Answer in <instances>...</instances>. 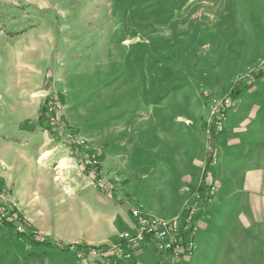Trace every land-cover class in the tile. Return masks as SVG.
<instances>
[{
  "label": "rangeland",
  "instance_id": "374dc122",
  "mask_svg": "<svg viewBox=\"0 0 264 264\" xmlns=\"http://www.w3.org/2000/svg\"><path fill=\"white\" fill-rule=\"evenodd\" d=\"M21 2L31 7L20 8L27 11L22 15L11 13L9 0L0 3L2 20L19 16L13 30L6 31L14 38L1 37L7 44L0 45L2 134L29 132L25 122H30L83 153L98 150L101 136L109 138L108 144L117 138L130 146L131 126L144 117L150 103L168 104L173 118L205 112V122L209 97H222L240 79L255 86L251 74L264 67V55L259 54L264 49V0ZM31 26L33 33L28 35ZM15 37L46 38L49 46H42L40 61L27 55L17 58ZM18 101L26 112L21 130L16 129L22 118L15 107ZM44 105H54L56 112L47 108V113L53 115L56 129L38 125ZM135 184L133 196L146 195L147 185ZM96 188L103 191L100 185ZM0 205L12 208L3 201ZM17 215L27 222L24 215ZM192 260L193 256L180 264H193ZM0 264L81 263L73 256L26 244L13 227L4 230L0 224Z\"/></svg>",
  "mask_w": 264,
  "mask_h": 264
},
{
  "label": "crops",
  "instance_id": "0c3cea01",
  "mask_svg": "<svg viewBox=\"0 0 264 264\" xmlns=\"http://www.w3.org/2000/svg\"><path fill=\"white\" fill-rule=\"evenodd\" d=\"M17 1L9 0L11 13L22 15L31 8ZM18 17H7L9 22L0 18V45H7L1 37L14 38L6 31L13 30ZM15 41L17 58L27 55L40 61L42 46H49L46 38L23 41L15 37ZM259 54L264 55V49ZM256 81L258 85L234 100L225 130L216 137L218 160L211 168L216 191L212 202L194 218L193 264H264V76ZM254 93H258L255 98ZM17 103L22 118L16 129H24L26 123L31 130L0 133V202L24 215L36 235H46V243L37 247L76 259L69 245L86 250L116 243L120 233L133 229L132 207L171 221L181 215L185 202L180 187H196L201 181L206 163L205 112L173 118L168 104L150 103L144 117L131 126L130 146L117 138L108 144L109 138L101 136L98 174L112 187L104 193L88 184L93 176L82 166L84 153L30 122L23 123L25 104ZM137 181L147 185L146 195L133 196ZM20 240L32 244L30 238ZM134 260L165 264L152 243L138 249Z\"/></svg>",
  "mask_w": 264,
  "mask_h": 264
},
{
  "label": "built area",
  "instance_id": "2783aa9c",
  "mask_svg": "<svg viewBox=\"0 0 264 264\" xmlns=\"http://www.w3.org/2000/svg\"><path fill=\"white\" fill-rule=\"evenodd\" d=\"M204 94L207 95L206 91ZM233 103L230 90L220 98L213 96L208 98L209 118L203 125L208 166L198 186L184 184L180 187L179 191L185 197L181 215L171 221H163L143 212L140 207H133L130 209L133 229L120 233L116 243L88 247L86 250L73 245L68 246L81 264H140L134 260V255L147 243L154 245L155 251L164 258L165 264H180L192 257L195 250L194 218L196 213L209 205L214 198L216 185L212 179L211 168L218 160L216 137L225 130ZM53 106L48 108L50 113L56 112ZM99 156L98 150H87L81 162L95 178L93 182L88 181V184L93 188L100 185L103 191L108 193L112 189L111 185L98 174V171L96 172ZM2 223H11L15 233L26 231L25 222L16 212H12L4 205H0V224ZM37 238L40 242L45 241L39 235Z\"/></svg>",
  "mask_w": 264,
  "mask_h": 264
},
{
  "label": "trees",
  "instance_id": "16d2710c",
  "mask_svg": "<svg viewBox=\"0 0 264 264\" xmlns=\"http://www.w3.org/2000/svg\"><path fill=\"white\" fill-rule=\"evenodd\" d=\"M261 76H264V67L258 68V70L253 71L251 74V79L257 80ZM251 82L252 81L246 83L240 79L236 83L232 84L231 88H230L231 97L235 100L237 98V96L243 90L248 89L251 86ZM47 108L48 107L46 105L42 106L41 115L38 117L37 123L39 126H42L43 124H45V126L47 128L54 127L56 129L57 123H56L55 119L52 117L53 115L47 113ZM207 166H208V163L206 162L204 170L207 169ZM201 191H203V189H201ZM9 210H11L12 212H15V210L13 208H9ZM2 225H3V227H7V228L13 227V225L11 223H2ZM25 227H26V231L24 233H16V236L22 237L23 235H25L27 238H30V241L32 244L39 245V244L46 243V241L40 242L37 238V235L29 229V226H27L26 223H25ZM27 231H30V233L26 234Z\"/></svg>",
  "mask_w": 264,
  "mask_h": 264
}]
</instances>
